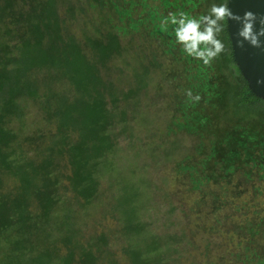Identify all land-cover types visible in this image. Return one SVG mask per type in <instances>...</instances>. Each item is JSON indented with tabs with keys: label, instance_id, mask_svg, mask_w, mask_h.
I'll list each match as a JSON object with an SVG mask.
<instances>
[{
	"label": "trees",
	"instance_id": "16d2710c",
	"mask_svg": "<svg viewBox=\"0 0 264 264\" xmlns=\"http://www.w3.org/2000/svg\"><path fill=\"white\" fill-rule=\"evenodd\" d=\"M225 3L0 0V264H180L173 242L193 246L189 231L196 228L207 241L190 264H264V100L236 65L227 20L218 36L225 51L210 65L183 51L174 25L161 27L169 14L199 18ZM86 6L99 12L98 21L82 18ZM130 53L140 62L133 84L104 78ZM164 65L171 76L163 77ZM155 73L159 91L181 75L171 115L159 108V91L151 92ZM20 97L40 103L45 123L35 133L25 126ZM134 123L153 127L150 141L133 133ZM193 135L199 140L191 157ZM121 136L132 147L138 141L139 157L164 171L173 161L175 181L195 198L188 207L203 222L184 218L181 194L165 211L158 196L153 214L166 212L163 224L177 229L160 242L150 235L135 204L139 189L153 184L124 182L123 168L115 171ZM109 174L110 187L120 188L114 202L102 198ZM94 201L110 208L120 228L108 231L101 222L102 232L86 233ZM163 246L173 253L168 247L162 257Z\"/></svg>",
	"mask_w": 264,
	"mask_h": 264
},
{
	"label": "rangeland",
	"instance_id": "374dc122",
	"mask_svg": "<svg viewBox=\"0 0 264 264\" xmlns=\"http://www.w3.org/2000/svg\"><path fill=\"white\" fill-rule=\"evenodd\" d=\"M86 7H87V13L85 12L86 14H84L82 18H86L88 21H92V18H95L94 20L98 21L100 18V16L98 15L99 12H97V10H92L91 6H86ZM79 16L81 17V15ZM81 22L82 21H80L79 24L77 25L73 24L75 30L76 29L80 30ZM130 55H131L130 57L122 59L118 61L115 65H112L113 67L112 74L104 75V78H109L114 80L123 79L127 81L129 85L133 84L135 82V77L139 76L140 67L136 66V64L140 65V62L134 58L133 53H130ZM128 62H130V64H128ZM125 63H127L128 66L125 65ZM172 72L173 69L170 68L169 66L164 65L162 67V75L164 78L169 75L171 76ZM154 76L155 79H154V83L152 84L151 92L152 93L155 92L156 94H158L159 91L158 83L160 81L159 74L155 73ZM180 85L182 86V80H181V75L179 74L178 78L174 82H172L171 84L170 82H167L164 86L161 87L159 91V95L157 99V102L159 104L158 106L159 108L164 109L168 115H171L172 111L173 113L175 112V101L171 99V96L173 93L175 94L179 93ZM141 95L143 97L142 92ZM173 98H175L174 94H173ZM2 99H4V95L0 93V100ZM19 100L23 104V105L20 104L22 111L23 112L26 111L29 116V120L27 121L25 120V126L27 129H31L34 131L35 129H37L39 124L45 123L44 121H42L43 117L39 109L37 108V106L40 105L39 101L33 103L30 100L29 101L24 100L22 97H20ZM16 117L17 116L15 115L13 118H10V122L13 121ZM18 122L19 121L14 120L13 124L11 125H13V127L15 126L17 127L19 125ZM44 125L42 127H44ZM158 130H159L158 127L155 128L156 132H158ZM36 131H34L33 133H35ZM132 131L133 133H139L142 139L150 141V137H152L151 132L153 131V127L152 126L149 127L148 125H142L141 123H134L132 124ZM18 133L22 134L20 130H18ZM198 140H199V136L193 135L192 145L187 147L190 149L188 151L191 157L195 155L194 147L197 144ZM119 141L121 142V144H120V150L117 155L115 171H119L120 169L123 168L122 170L125 173V179L123 180L124 182L128 181L131 183H136L140 179L143 180L149 179V182L153 184V187H146L139 189L138 191L139 199L138 202L135 204V206L137 207L139 212L138 218L141 217L143 221L150 222V226H147V230L148 232H150V235L152 237H155L157 241L160 242L162 239L164 240L165 238L169 237V235L175 233L177 228L175 224H173L171 227H169L170 223L163 224L166 223V220L164 222V219L167 215L166 212H165L166 215L164 214L165 216H162L161 218L158 217L159 214L157 216L153 214L151 207L152 205H154V198L158 196L159 198H161V200L159 201L162 203L161 205H163V209H164V205L170 203L171 196L173 197L177 196L179 198V195L181 194V197H183V203L185 204V209L188 211V212H184V218H188V219L196 217L194 216L195 210L191 211L188 207V205L192 201H194L195 198L194 197L192 198L190 194L186 193L187 190L184 187H181V185L177 181H175V173L173 171V167H174L173 161L172 164L166 167V169L168 170L164 171V167H158L157 165H154V163L145 155L142 158L139 157L141 148L139 145L140 143L138 141H135L136 144L134 145V147L130 146L131 139L126 138L125 136H121L119 138ZM127 167H131L130 172L124 170ZM122 170L119 174L120 177L122 174ZM134 172H136V174H134ZM110 175L111 174L106 175L102 180V191L104 193L102 195V198L105 200V202L107 201L114 202V199H116L114 196H116V194L119 193V189H120L118 184H114L113 187H110L109 184ZM164 178H166V180H164ZM114 186L116 187L114 188ZM81 204L84 205L83 201L80 200L79 203L76 204L75 206ZM70 206H72V203L70 204ZM251 207H252V203H249V209H251ZM108 209L110 211V208L106 206L104 202L94 201V204L90 209L92 213L85 221L86 223L85 231L87 234H98L102 232L103 226H101L100 224L101 222L105 223V226L109 227V229L105 227L108 231L110 230V228L111 229L116 227L120 228L117 219L111 213V211L110 213L105 212V210L107 211ZM93 212L95 213V215L93 214ZM193 219L197 220L196 223L203 222L202 219L200 218L197 219V217ZM165 226L169 228H166ZM196 226L199 228L200 224H197ZM189 232L193 246L187 245L181 239L178 242H173L172 247L175 249L173 256L177 261L180 260L179 261L180 264H190V262H192L195 257H198L197 252L200 253L202 247L205 246L207 241L204 235L205 232L203 230L196 228V230L190 229ZM151 236H148L146 240L152 241ZM153 246L154 244H151L152 251H153ZM168 247L163 246L160 248L162 252V257H165V252L168 249ZM172 247H171V252L173 253ZM203 260L207 262L204 258ZM170 262L172 264H175V262L174 263L172 261ZM26 264H37V263L29 259L26 261ZM120 264H129V263L125 260H121Z\"/></svg>",
	"mask_w": 264,
	"mask_h": 264
},
{
	"label": "clouds",
	"instance_id": "9594fccd",
	"mask_svg": "<svg viewBox=\"0 0 264 264\" xmlns=\"http://www.w3.org/2000/svg\"><path fill=\"white\" fill-rule=\"evenodd\" d=\"M235 20L242 25L238 36L253 47H261L260 38L264 37V19L260 20V28L257 31L255 24L257 17L252 12H246L243 17L234 15L227 4L212 5L208 15L199 18L189 17L185 13L178 16L169 14L162 21V30L167 31L166 25H174V35L177 44L182 46L183 51L195 59L203 61L204 65L211 62L225 51L224 43L218 38L224 29L226 20ZM192 96L191 92L188 93ZM199 100V96L194 98Z\"/></svg>",
	"mask_w": 264,
	"mask_h": 264
},
{
	"label": "water",
	"instance_id": "95a60500",
	"mask_svg": "<svg viewBox=\"0 0 264 264\" xmlns=\"http://www.w3.org/2000/svg\"><path fill=\"white\" fill-rule=\"evenodd\" d=\"M227 6L239 17L246 12L254 13L257 17L255 28L259 30L260 20L264 19V0H227ZM241 27L235 20H227L233 57L252 94L264 100V37L260 38L261 47H253L238 36Z\"/></svg>",
	"mask_w": 264,
	"mask_h": 264
}]
</instances>
